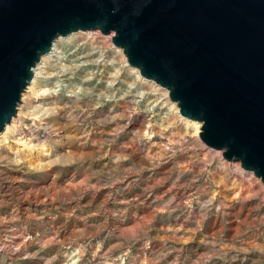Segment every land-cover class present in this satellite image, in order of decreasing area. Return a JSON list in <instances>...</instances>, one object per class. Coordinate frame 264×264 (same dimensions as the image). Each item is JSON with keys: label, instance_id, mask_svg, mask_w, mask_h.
Listing matches in <instances>:
<instances>
[{"label": "rangeland", "instance_id": "rangeland-1", "mask_svg": "<svg viewBox=\"0 0 264 264\" xmlns=\"http://www.w3.org/2000/svg\"><path fill=\"white\" fill-rule=\"evenodd\" d=\"M88 31L37 79L54 102L35 148L0 136V264H264L261 178Z\"/></svg>", "mask_w": 264, "mask_h": 264}, {"label": "water", "instance_id": "water-1", "mask_svg": "<svg viewBox=\"0 0 264 264\" xmlns=\"http://www.w3.org/2000/svg\"><path fill=\"white\" fill-rule=\"evenodd\" d=\"M92 29L264 183V0H0V133L55 40Z\"/></svg>", "mask_w": 264, "mask_h": 264}, {"label": "bare ground", "instance_id": "bare-ground-1", "mask_svg": "<svg viewBox=\"0 0 264 264\" xmlns=\"http://www.w3.org/2000/svg\"><path fill=\"white\" fill-rule=\"evenodd\" d=\"M92 30H94V29H92ZM88 32H92V31H88ZM56 42L53 43L52 50L50 51V53L43 55L41 57V61L38 62L37 65L35 66L33 79L31 81V83L29 84V87L26 88V90L24 91L25 93H23V95H22L21 102L18 105L17 114L12 118L11 122L8 123L5 126V129L0 133V136H3L4 139H7V137H8L7 134L9 133L10 130H13L14 132H16L18 134V136H19L18 137V144H20V146H23V148H29V149L35 148L36 143L33 141H35L36 135L38 133H40V131L44 130L42 127H38L37 123L35 121H37L39 119L38 116L40 114L46 113L49 109H51L53 107L50 104V103L54 102L53 100H47L46 101L43 98L47 94H49V96L50 95L52 96L53 94L51 92H53V91H50L48 89L38 90L35 86H36V83L38 81L37 79L42 76V71H44V69L47 67L46 66L47 59L49 57L50 58L54 57L56 59L54 61L61 59L60 57H61L62 51ZM137 71L141 74L139 68H137ZM142 77L146 78L143 75H142ZM151 80L153 81V79H151ZM162 99L166 100V101H168V100L170 101V99H171L169 96V90L165 86H164V91L162 92ZM173 103L178 104L176 101H173ZM177 108L179 110V106H177ZM179 112H180V110H179ZM28 116H31V118L33 119L34 122L31 123L29 126L23 125L22 120ZM185 118L190 120L192 122V124L195 126V130L197 131V133H200L202 123L200 121L192 120V119H189L187 117H185ZM26 131H31V133H33V134L28 135L26 133ZM228 167H230V166H228Z\"/></svg>", "mask_w": 264, "mask_h": 264}]
</instances>
